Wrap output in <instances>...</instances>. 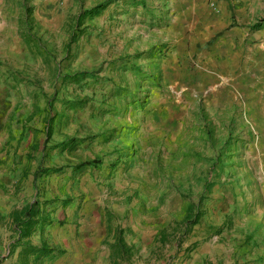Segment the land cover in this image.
<instances>
[{
	"label": "rangeland",
	"instance_id": "1",
	"mask_svg": "<svg viewBox=\"0 0 264 264\" xmlns=\"http://www.w3.org/2000/svg\"><path fill=\"white\" fill-rule=\"evenodd\" d=\"M150 2L0 0V264H19L10 213L36 200L54 221L34 243L69 247L67 264H264L253 133L204 108L195 122L192 107L164 143L145 137L146 118L167 108L171 86L161 71L165 21ZM98 5L97 16L84 15ZM235 6L231 26L246 28L253 59L264 50V0ZM78 71L92 76L64 78ZM84 162L92 163L79 169ZM191 203L204 215L187 226ZM120 229L138 248L132 258L111 246ZM83 234L101 240L96 257L81 262L71 248Z\"/></svg>",
	"mask_w": 264,
	"mask_h": 264
},
{
	"label": "crops",
	"instance_id": "2",
	"mask_svg": "<svg viewBox=\"0 0 264 264\" xmlns=\"http://www.w3.org/2000/svg\"><path fill=\"white\" fill-rule=\"evenodd\" d=\"M241 1L151 0L157 7L155 15L165 21L162 41L169 51L161 71L171 85L165 93L170 103L166 109H152L143 130H147V140L156 133L157 141L164 143L166 131L179 130L192 107L195 122L199 109L204 108L213 121L221 117L229 125L236 120L244 134L253 133L251 146L264 173V50L257 46V57L246 59V28L231 26L238 18L235 5ZM196 54L201 63L195 62ZM261 197L264 201V190ZM31 239L34 243V235ZM100 240L92 234L78 236L72 240L73 257L81 262L94 259ZM69 251L68 247L58 258L65 257L64 264ZM14 254L16 261L20 248Z\"/></svg>",
	"mask_w": 264,
	"mask_h": 264
},
{
	"label": "trees",
	"instance_id": "3",
	"mask_svg": "<svg viewBox=\"0 0 264 264\" xmlns=\"http://www.w3.org/2000/svg\"><path fill=\"white\" fill-rule=\"evenodd\" d=\"M103 5H98L94 8H91L85 11L84 15H91L92 17L97 16L101 13ZM92 76V73L87 71H78L74 74H66L64 78L72 82H80L81 80L86 79L87 77ZM67 144H62L63 147ZM92 163V162H91ZM89 162L81 163L78 168L85 167L90 165ZM95 163V162H94ZM51 168H46L43 171V174L51 173ZM44 202L36 200L25 204L20 209H14L11 211V217L13 221V227L17 232V238L13 241V249L11 253L15 252L20 248V261L19 264H45L46 260L54 261L59 257L65 254V249H59L54 246H50L47 242H43L42 245H35L32 242V235L40 230H44L47 226L52 225L53 218L48 209L44 208ZM1 215V214H0ZM204 215L203 210L200 208V205L190 204L184 223L187 226H194L201 221L202 216ZM124 229H120L117 233V238L114 243L111 244L115 253L120 257L132 258L137 254L138 248L129 244L123 234ZM119 260L116 259L114 264H118Z\"/></svg>",
	"mask_w": 264,
	"mask_h": 264
}]
</instances>
